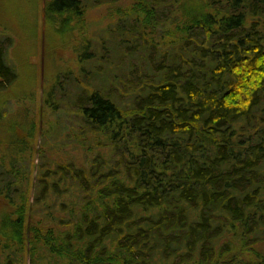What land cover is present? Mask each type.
<instances>
[{"label": "trees", "instance_id": "obj_1", "mask_svg": "<svg viewBox=\"0 0 264 264\" xmlns=\"http://www.w3.org/2000/svg\"><path fill=\"white\" fill-rule=\"evenodd\" d=\"M99 8L108 22L90 25ZM45 13L82 43L44 97L77 126L37 152L30 129L0 156V264H264V0H47ZM92 25L126 51V79ZM9 41L0 94L20 79Z\"/></svg>", "mask_w": 264, "mask_h": 264}, {"label": "rangeland", "instance_id": "obj_2", "mask_svg": "<svg viewBox=\"0 0 264 264\" xmlns=\"http://www.w3.org/2000/svg\"><path fill=\"white\" fill-rule=\"evenodd\" d=\"M46 5L47 0H0V38L3 39L5 36L10 39L12 48L7 54L8 61L17 68L20 76L18 83L11 90L0 94L1 157L10 152L11 137L21 140L30 129L34 128L33 139L28 142L37 152L53 135L48 134L49 130L53 133L58 128L60 130L62 126L64 128H68L67 125L74 128L77 126L71 110L64 115L60 113L61 116L57 118L50 117L44 102L47 87L55 82L57 73L67 67L76 68L78 53H75L74 49L82 46L80 39L77 43L80 36L77 35L75 27L62 33L47 26ZM102 9L104 8L93 10L88 14L87 20L90 25L95 23L99 26L100 22H108L109 12ZM105 29L106 27L96 29L92 25L89 33H94L96 38L104 37L106 50L99 46L101 40L97 44L93 41L92 46H98L101 54L105 51L106 56L112 58L113 62L119 64L121 61L124 73L121 74L123 70L120 69H117L115 73L126 79V57L123 56L126 51L123 52V49L120 50L117 46L121 54L116 55L114 50L116 43L111 42V37L105 35ZM160 35L156 33V36ZM118 81L119 79L117 83ZM121 90L116 92H123ZM124 100L126 101V96ZM60 108V112L65 109L64 106ZM56 119L61 122L59 126L55 125ZM74 140V138L68 140V150L75 148ZM78 156L83 158L82 153ZM33 162L34 164L38 162L37 153ZM4 203L0 199V212L4 208Z\"/></svg>", "mask_w": 264, "mask_h": 264}]
</instances>
